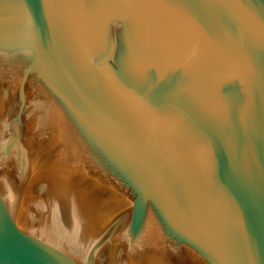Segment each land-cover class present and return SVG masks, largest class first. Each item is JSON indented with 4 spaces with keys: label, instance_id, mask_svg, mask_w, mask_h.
Wrapping results in <instances>:
<instances>
[{
    "label": "water",
    "instance_id": "95a60500",
    "mask_svg": "<svg viewBox=\"0 0 264 264\" xmlns=\"http://www.w3.org/2000/svg\"><path fill=\"white\" fill-rule=\"evenodd\" d=\"M0 264H264V0H0Z\"/></svg>",
    "mask_w": 264,
    "mask_h": 264
}]
</instances>
